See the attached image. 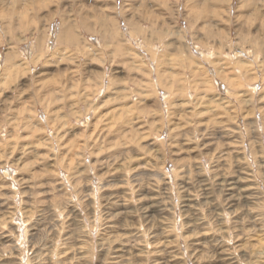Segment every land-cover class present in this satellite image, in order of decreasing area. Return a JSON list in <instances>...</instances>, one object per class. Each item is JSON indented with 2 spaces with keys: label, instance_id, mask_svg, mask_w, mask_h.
I'll use <instances>...</instances> for the list:
<instances>
[{
  "label": "rangeland",
  "instance_id": "374dc122",
  "mask_svg": "<svg viewBox=\"0 0 264 264\" xmlns=\"http://www.w3.org/2000/svg\"><path fill=\"white\" fill-rule=\"evenodd\" d=\"M0 264H264V0H0Z\"/></svg>",
  "mask_w": 264,
  "mask_h": 264
},
{
  "label": "bare ground",
  "instance_id": "6f19581e",
  "mask_svg": "<svg viewBox=\"0 0 264 264\" xmlns=\"http://www.w3.org/2000/svg\"><path fill=\"white\" fill-rule=\"evenodd\" d=\"M224 2V1H223ZM69 36H71V38H73V37H77V36H75L73 33H70L69 34ZM130 36V35H129ZM40 40H42V39H40ZM248 42V41H247ZM89 48V47H88ZM10 57H11V55H10ZM246 58V57H245ZM24 59V58H23ZM24 61V60H23ZM246 68V67H245ZM255 74V73H254ZM212 75V74H211ZM210 82L211 81H209V84H210ZM259 83V82H258ZM241 84V83H240ZM210 86V85H209ZM227 90V89H226ZM245 102V101H244ZM250 104H252V103H250ZM38 116V115H37ZM42 116V115H41ZM46 119V118H45ZM49 122V121H48ZM40 125V124H39ZM263 130V129H262ZM39 134V133H38ZM57 135V134H56ZM4 167V166H3ZM172 168V167H171ZM209 170V169H208ZM185 172V171H184ZM10 175V174H9ZM75 175V174H74ZM11 181H12V179H11ZM12 184V183H11ZM15 184V183H14ZM16 185V184H15ZM11 187V186H10Z\"/></svg>",
  "mask_w": 264,
  "mask_h": 264
}]
</instances>
